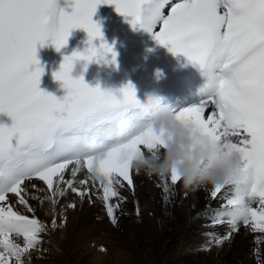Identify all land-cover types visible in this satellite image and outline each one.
Masks as SVG:
<instances>
[{
	"label": "snow or ice",
	"instance_id": "obj_1",
	"mask_svg": "<svg viewBox=\"0 0 264 264\" xmlns=\"http://www.w3.org/2000/svg\"><path fill=\"white\" fill-rule=\"evenodd\" d=\"M100 4L113 5L131 27L143 28L198 72L195 101L168 106L169 112L239 157L235 176L210 191L212 199L226 186L232 193L215 222L226 218L231 231L215 243L230 240L238 223L264 233V0H70L71 11L58 16L54 0H0V113L11 118L10 126L0 124V264H23L24 254L46 231L11 200L33 212L28 202L32 181L43 182L53 199L64 194L62 183L83 196L72 180L65 181V171L72 166L75 177L86 169L87 180L80 183H98L115 222L119 204L110 201L120 197L117 186H133L130 162L138 154L162 151V133L145 124L130 83L101 90L70 76L76 61L115 64L116 53L92 20ZM73 29L87 34L88 46L64 56L52 74L67 90L57 99L37 87L43 68L36 67V46L50 42L59 51ZM118 124L127 125L126 139L115 138ZM89 144L103 151L90 154ZM166 176L173 186L181 181L174 169L160 177ZM14 237H22L23 245Z\"/></svg>",
	"mask_w": 264,
	"mask_h": 264
},
{
	"label": "bare ground",
	"instance_id": "obj_2",
	"mask_svg": "<svg viewBox=\"0 0 264 264\" xmlns=\"http://www.w3.org/2000/svg\"><path fill=\"white\" fill-rule=\"evenodd\" d=\"M67 180L85 195L68 187L55 198L50 211L48 200L35 203L46 231L40 234V243L24 254L23 264H257L254 245H258L264 264L263 236L257 234L254 241L242 223L231 232L230 240L215 243L231 230L226 218L215 223L220 218L210 207L226 204L222 196L230 195L229 186L216 199L210 197V186L189 189L183 183L166 194L158 190L161 181L157 175L141 173L134 189L138 210L131 197L123 204L115 200L113 204L119 207L115 222H111L99 204H90L80 172L73 178L65 177ZM51 212L56 214L55 226L46 223ZM14 239L23 245L22 237ZM85 248L90 250V259L81 256V251L87 253Z\"/></svg>",
	"mask_w": 264,
	"mask_h": 264
},
{
	"label": "clouds",
	"instance_id": "obj_3",
	"mask_svg": "<svg viewBox=\"0 0 264 264\" xmlns=\"http://www.w3.org/2000/svg\"><path fill=\"white\" fill-rule=\"evenodd\" d=\"M138 101L145 124L154 133H162L163 144L159 155L141 153L132 159L130 167L136 174L164 176L174 169L189 189L223 186L235 176L240 163L236 153H229L220 142L202 134L191 123L175 119L156 93H146ZM128 131L126 124H118L115 138L126 139ZM86 150L99 154L103 147L89 144Z\"/></svg>",
	"mask_w": 264,
	"mask_h": 264
},
{
	"label": "rangeland",
	"instance_id": "obj_4",
	"mask_svg": "<svg viewBox=\"0 0 264 264\" xmlns=\"http://www.w3.org/2000/svg\"><path fill=\"white\" fill-rule=\"evenodd\" d=\"M78 248L81 249L80 246H78ZM85 250L87 251V253H84V252L81 251V256H84V257L90 259V257H91V256H90V255H91L90 250H89V249H86V248H85ZM89 253H90V254H89Z\"/></svg>",
	"mask_w": 264,
	"mask_h": 264
}]
</instances>
